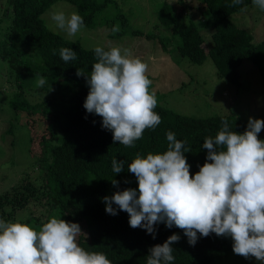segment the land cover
Instances as JSON below:
<instances>
[{
    "label": "trees",
    "instance_id": "trees-1",
    "mask_svg": "<svg viewBox=\"0 0 264 264\" xmlns=\"http://www.w3.org/2000/svg\"><path fill=\"white\" fill-rule=\"evenodd\" d=\"M6 1L3 15L10 7L11 18L0 38V59L16 72L10 107L28 127V152L41 176L38 182L24 176L0 193V219L29 223L35 218V224H40L45 218L40 210L50 213L58 209L61 219L79 224L82 233L78 236V244L88 251L106 254L112 264H146L149 249L162 244L173 233L178 234L180 240L172 245L175 260L171 264H212L233 251L230 237H218L214 233L199 237L198 234L196 244L190 246L182 230L169 229L163 223L156 225L153 238L142 228H131L126 212L118 210L115 216L106 213L103 197H110L117 190L137 187L127 164L137 154L146 156L149 152L165 151L168 131L191 148L184 155L190 165V174H194L205 162L207 150L202 147L203 140L215 137L223 120L229 122L230 129L243 132L246 125L240 116L231 112L192 117L157 103L154 111L160 115L161 123L154 130L146 129L135 147L113 144L111 131L101 127V117L84 109L89 88L84 77L76 75L77 68L91 71V65L96 62L94 47L86 48L79 40L67 39L46 25L42 15L58 0ZM64 1L75 6L88 28L106 26L112 29L119 25V32L110 30L112 38L128 33L148 39L156 36L128 30L127 18L121 12L113 17L105 16L104 11L112 0ZM251 3L253 0H243L242 4L233 6L232 0H198L194 8L184 0H164L158 9V19L171 37L178 39L177 52L200 64L207 56L205 39L199 24L185 19L190 8L199 13V20L209 18L213 42L210 55L218 73L228 82L240 84L238 68L248 59L259 71L264 87V38L255 43L252 34L230 17ZM204 22L208 25L207 19ZM159 41L164 47L168 38L160 36ZM62 47L76 51L77 59L65 64L59 55ZM40 76L47 81L41 89L47 91L51 85L52 90L48 91L51 95L30 102L25 86L36 82ZM41 122L45 125L37 130ZM114 157L125 161L124 171L119 174L112 171ZM111 179L120 182L118 188L111 184ZM21 211H27L28 215L19 217Z\"/></svg>",
    "mask_w": 264,
    "mask_h": 264
},
{
    "label": "clouds",
    "instance_id": "clouds-1",
    "mask_svg": "<svg viewBox=\"0 0 264 264\" xmlns=\"http://www.w3.org/2000/svg\"><path fill=\"white\" fill-rule=\"evenodd\" d=\"M242 2L232 0V5ZM253 4L264 11V0H253ZM51 20L69 39L85 27L77 12L55 11ZM119 31V25L111 29L112 33ZM94 53L96 62L90 72L76 70L89 88L83 107L101 117V127L111 131L113 144L135 147L146 129L154 130L161 123L154 111L157 99L150 91L148 65L128 48L95 46ZM59 55L65 64L77 59L70 47H62ZM46 83L43 76L36 80L37 88ZM51 90L49 85L45 94ZM262 130L264 120L260 118L249 117L243 132L230 129L223 120L215 137L203 140L205 162L194 174L184 155L191 148L168 131L165 151L137 154L127 164L137 187L103 197L106 213L126 212L131 228H142L153 238L158 224L176 227L190 246L213 233L230 237L234 254L264 264V140L258 136ZM111 166L119 174L125 161L114 157ZM110 181L118 188L119 181ZM81 233L78 223L55 216L38 230L28 223L0 219V264H112L106 254L81 247ZM179 240L173 233L162 244L152 246L146 264H171L175 260L172 245Z\"/></svg>",
    "mask_w": 264,
    "mask_h": 264
},
{
    "label": "rangeland",
    "instance_id": "rangeland-1",
    "mask_svg": "<svg viewBox=\"0 0 264 264\" xmlns=\"http://www.w3.org/2000/svg\"><path fill=\"white\" fill-rule=\"evenodd\" d=\"M163 1L112 0L104 11L107 17H113L117 12L125 14L128 30H140L145 35L152 33L156 35L155 37L148 39L128 33L119 38H112L109 35L111 30L109 27L88 28L85 26L71 40H79L86 48L105 46L130 49L134 56L148 65L147 75L152 81L150 91L155 92L157 103L177 113L192 117H206L236 112L246 126L249 117L264 120V87L260 73L252 62L245 59L239 66L240 84L230 83L225 76H221L210 55L213 44L212 22L209 18L199 20V13L192 8L189 9L185 21L192 19L199 24L205 39L207 56L200 64L182 57L176 50L178 39L172 38L170 31L158 19V9ZM184 1L194 8L198 3V0ZM6 3V0H0V38L3 37L11 18L10 7L6 9V15H3ZM55 11H64L68 14L77 10L74 5L58 0L42 15L46 25L52 31L67 38L65 33L55 28L51 20V14ZM230 17L236 25L252 34L255 43L264 38V11L253 3ZM206 19L208 25H204ZM160 36L168 38L164 47L160 44ZM15 88L16 72L7 62L0 59V193L24 176L34 182H38V176H41L28 152V127L23 124L21 116L15 115L10 107V99ZM25 90L30 102H37L51 95L50 92L45 94V90L37 88L36 82L26 85ZM44 125L45 122L39 123L37 130L42 129ZM258 136L264 140V130ZM40 211L45 216L43 222L53 216L61 218L58 209L50 213L43 212V209ZM27 215V211H21L19 217ZM28 224L38 230L43 223L35 224V218H33ZM212 264H259V262L254 258L245 259L231 251Z\"/></svg>",
    "mask_w": 264,
    "mask_h": 264
}]
</instances>
